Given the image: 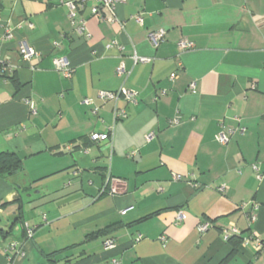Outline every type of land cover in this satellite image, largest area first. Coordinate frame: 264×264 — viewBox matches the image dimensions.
<instances>
[{"label":"crops","instance_id":"obj_1","mask_svg":"<svg viewBox=\"0 0 264 264\" xmlns=\"http://www.w3.org/2000/svg\"><path fill=\"white\" fill-rule=\"evenodd\" d=\"M68 1L0 0V152L22 165L0 175V264H264L242 240L264 244V0H124L123 23L94 0L72 23ZM121 89L135 101L98 98ZM13 240L24 256L10 261Z\"/></svg>","mask_w":264,"mask_h":264},{"label":"built area","instance_id":"obj_2","mask_svg":"<svg viewBox=\"0 0 264 264\" xmlns=\"http://www.w3.org/2000/svg\"><path fill=\"white\" fill-rule=\"evenodd\" d=\"M84 0H70L68 2H66V5L68 6L69 9V16L71 18L72 23H74L75 21V15H76V10H78V8L81 7V4ZM96 2V5L91 9V13L94 16L97 17H101L102 16V10L105 9L106 11L109 12L110 16L108 18H106L108 21L112 22V21H117L119 23H123L122 21H120L117 16H116V7L119 4H122L124 2V0H94ZM104 18V17H103ZM135 20L138 23L142 22V18L140 15H136ZM78 31H81V28L77 29ZM165 35V29L159 28V29H154L151 30L147 33V39L150 42V44L153 47H156L164 38ZM177 46L178 49L180 51H186V50H190L193 47V43L187 39H179L177 42ZM18 52L20 53V55L22 56V59L24 60H29L31 59L33 56H36L37 53L35 50H33L32 48L27 47L24 44H19L18 46ZM134 60L135 62H146L149 61L150 59L147 57H137L134 56ZM53 66L54 69L59 71L64 77H70L72 72H73V67L68 63V61L65 58H56L54 59L53 62ZM0 67H3V69H5L4 71H7L8 68L10 67L8 63H6L2 57L0 56ZM116 74L121 75L125 72L124 68L122 65H119L116 70H115ZM119 97H122L123 99L127 100V101H135L136 99V92L130 91V90H125V89H121L118 90L116 92H111V91H99L98 92V98L102 101H107V100H117ZM86 102H90L88 100H86ZM28 105L30 107V111L31 113H35L36 112V107L35 104L32 103L31 101H28ZM114 116L115 118H121V117H125V111L124 110H119L116 109L114 110ZM173 123L177 122V119H174L172 121ZM232 133L231 130H228L227 132L225 131H220L217 135H216V140L221 143V144H226L229 140V136ZM153 137V134L150 133L148 135H146V139L149 140ZM90 140L94 141V142H101V141H107L110 139V131L106 132V133H91L89 135ZM133 152H131L129 155L132 156ZM255 175L257 177V179H261V174L259 172V169L256 165L252 166ZM174 178H178L177 175L173 176ZM225 185H221L218 187V189L220 191H223L225 189ZM121 213H125V210H122ZM184 217L182 212H179L177 215L178 220H182ZM254 219V217H251V220ZM208 222H202L200 224H198V231L200 232H204L208 229ZM25 227V237L31 238L32 234H33V227H28L26 224L24 225ZM224 237L225 238H229L231 235L233 234H238V230L235 226H230L224 229ZM137 239H139V236L137 237ZM243 243L244 244H251L253 246V248L256 251L262 250L264 247V244L262 243V241L257 237V235L255 233H252L249 236H245L243 239ZM22 242L19 241H10L7 246L4 248V251L7 252L9 254V259L10 261L12 260V258H16V257H23L24 256V250H23V246H22ZM105 245L106 246H111L112 245V239H108L105 241ZM114 261V259L112 260Z\"/></svg>","mask_w":264,"mask_h":264},{"label":"trees","instance_id":"obj_3","mask_svg":"<svg viewBox=\"0 0 264 264\" xmlns=\"http://www.w3.org/2000/svg\"><path fill=\"white\" fill-rule=\"evenodd\" d=\"M22 169L20 158L12 152H0V175L5 176Z\"/></svg>","mask_w":264,"mask_h":264}]
</instances>
